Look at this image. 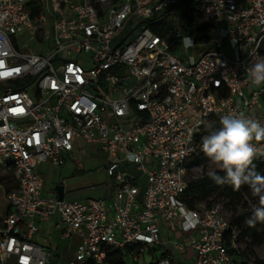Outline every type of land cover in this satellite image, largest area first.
Segmentation results:
<instances>
[{
    "label": "built area",
    "instance_id": "obj_1",
    "mask_svg": "<svg viewBox=\"0 0 264 264\" xmlns=\"http://www.w3.org/2000/svg\"><path fill=\"white\" fill-rule=\"evenodd\" d=\"M256 59L264 0H0V171L14 180L0 264H48L34 238L52 217L64 238H81L68 264H110L115 251L137 263L163 244V224L195 236L173 244L178 259L153 255L157 264H235L240 228L218 204L187 208L183 194L187 165L223 115L264 126V85L246 73ZM78 140L107 156V202L41 194L39 164L61 165Z\"/></svg>",
    "mask_w": 264,
    "mask_h": 264
},
{
    "label": "rangeland",
    "instance_id": "obj_2",
    "mask_svg": "<svg viewBox=\"0 0 264 264\" xmlns=\"http://www.w3.org/2000/svg\"><path fill=\"white\" fill-rule=\"evenodd\" d=\"M131 30L132 27L126 29L125 32L129 33ZM137 34L138 30H134L128 40H131ZM20 43H28L27 38L22 36L20 38ZM27 92L31 95V87L27 88ZM106 162V154L103 153L96 144H88L79 140L77 141L74 152L70 154L68 158L61 163V165L52 166L49 164H44L41 165L38 170L43 179L45 192L54 190L56 185H62L63 183L65 184V181H67L66 183L68 185V193L65 194V199H103L106 198V187L111 185L110 178L108 177L105 170ZM215 168L216 165L208 160L204 164L188 169L186 178L188 181L201 178L202 176L213 172ZM120 169L123 170V168ZM129 171L136 176L140 175L137 171H135L134 167H132ZM74 173L77 174L76 176L79 177H77L78 179H70ZM8 178H11V176L8 175ZM136 184L140 188V194H142L146 186V180L141 178L136 182ZM224 187L227 188L231 186L225 185ZM1 191L2 190H0V193ZM206 202L212 205L218 204L223 216L227 220L231 221L242 213H251L252 209L258 204V198L253 197L249 189L242 190L240 188V190L237 192V195L231 196L223 194V190L220 188L211 191L203 204L205 205ZM245 225L247 226L246 223ZM255 231L256 233L264 231V224L258 222L255 226ZM161 232L168 242V248L170 251L169 254L173 258H179L180 253L173 249V244H187V235H185L183 238H180L179 235L171 231L167 232L166 230L162 229ZM239 251H244V254H242V256L236 257L235 264H252V261L255 257L264 259V236L261 237V243L259 245L249 246L247 241H241L239 244ZM54 254L55 253H52V264L55 261ZM155 255L157 258H160V251H156ZM152 261H155L153 255H151V253L145 252L142 258L134 264H150ZM126 263L132 264L128 258L126 259Z\"/></svg>",
    "mask_w": 264,
    "mask_h": 264
},
{
    "label": "clouds",
    "instance_id": "obj_3",
    "mask_svg": "<svg viewBox=\"0 0 264 264\" xmlns=\"http://www.w3.org/2000/svg\"><path fill=\"white\" fill-rule=\"evenodd\" d=\"M182 44L192 46L191 38L185 36ZM246 73L251 84L264 85V59L252 61ZM219 125L201 138L200 151L223 173L214 171L209 176L217 185H229L237 191L247 185L251 195L258 198V204L245 223L249 227L258 222L264 224V174L256 171L255 164L258 156H264V150L254 143L264 141V126L236 113L223 115Z\"/></svg>",
    "mask_w": 264,
    "mask_h": 264
},
{
    "label": "crops",
    "instance_id": "obj_4",
    "mask_svg": "<svg viewBox=\"0 0 264 264\" xmlns=\"http://www.w3.org/2000/svg\"><path fill=\"white\" fill-rule=\"evenodd\" d=\"M88 144H90V143H88ZM76 145H77V141L75 142V145H74V148H73L71 154L74 152ZM69 155L70 154L66 155L64 157V160L67 159ZM44 164L52 165L48 162H43V163L39 164L38 168ZM52 166H54V165H52ZM8 175H10L11 178H8ZM76 175L77 174L74 173L72 175V178H70V179H78L79 177ZM66 182L67 181H65V184L62 182L63 183L62 186H63V200L64 201H66V202H81V201L88 199V198L82 199V200H72L71 198L69 200L65 199V194L68 193L67 192L68 185ZM58 185H61V184H58ZM13 186H14V180H13L12 175L10 173L0 171V190H2L0 193V228H1V219L4 216V214L6 213V211L8 210V202L6 199V193ZM105 190L107 192L106 198H103L101 200H104L107 202L110 200V198L112 196L113 189H112L111 185H109L106 187ZM41 194L43 197L54 196V195L56 196L54 190H50V191H46V192L44 191L43 179H42ZM38 226H39V228H38V232L34 238V243L43 247L46 251L50 252L51 259H50L48 264H52V262H51L52 261V253H55L54 254L55 255L54 256L55 261L53 264H64V263L68 264V262L70 260H72L74 252H75L77 246L81 242V238L78 235H72L68 238H64L62 236L64 228L62 225H60L58 217H52L47 221L40 222V223H38ZM161 228L166 230L167 232L171 231V232L179 235L180 238H183L185 236V235H182L178 231H173L171 228V225H169V224L161 225L160 226V235H161V241L163 244H161L160 246H157L156 249L153 252H151V255H154L156 257V255H155L156 251H160V258L163 255L170 253L169 248H168V242L164 238L165 236L162 234ZM186 235H187L188 239H191L195 236L194 234H191V235L186 234ZM173 249H174V247H173ZM191 255H192V251L189 248H187L185 258L189 259L191 257ZM175 259H178V258H175ZM10 264H13L12 260L10 261ZM186 264H190V262L187 261Z\"/></svg>",
    "mask_w": 264,
    "mask_h": 264
},
{
    "label": "trees",
    "instance_id": "obj_5",
    "mask_svg": "<svg viewBox=\"0 0 264 264\" xmlns=\"http://www.w3.org/2000/svg\"><path fill=\"white\" fill-rule=\"evenodd\" d=\"M208 161V159L201 154L198 157H195L188 165H187V171L191 167H196L198 165L204 164ZM256 164V171L260 174H264V162L260 161L258 158L255 161ZM219 175H223L222 172H220L217 167L214 170ZM213 171V172H214ZM225 185H217L214 183V181L210 178L209 174H206L202 176L201 178L194 179V180H187L186 189L183 194V202L185 206L189 209H195L198 204H203L205 202L206 198L208 197L209 193L215 189H222L223 194L225 195H231L235 196L237 195V190H234L232 187H224ZM224 188V189H223ZM242 190H248V186L244 185L241 187ZM204 205V204H203ZM212 204L205 203V207H210ZM251 215V213H242L235 217L230 222L234 225H236L240 230L242 231L241 234L237 238V242L239 244L241 241H244V237H248V245L254 246L259 245L261 243V237L264 236V231L260 233H256L255 227H249L248 225H245V220L248 218V216ZM245 242V241H244ZM229 245V244H227ZM244 254V251L239 253V256H242ZM109 262L110 264H127L126 259L123 257V255L120 254V252H110L108 254ZM150 264H157L156 261L150 262ZM252 264H264V259L254 258L252 261Z\"/></svg>",
    "mask_w": 264,
    "mask_h": 264
},
{
    "label": "water",
    "instance_id": "obj_6",
    "mask_svg": "<svg viewBox=\"0 0 264 264\" xmlns=\"http://www.w3.org/2000/svg\"><path fill=\"white\" fill-rule=\"evenodd\" d=\"M54 192L56 194L57 199H63V186L62 185H56L54 187Z\"/></svg>",
    "mask_w": 264,
    "mask_h": 264
}]
</instances>
